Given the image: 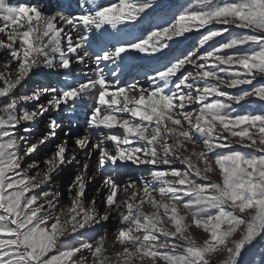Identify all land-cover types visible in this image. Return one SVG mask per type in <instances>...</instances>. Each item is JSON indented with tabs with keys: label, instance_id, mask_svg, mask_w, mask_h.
I'll list each match as a JSON object with an SVG mask.
<instances>
[{
	"label": "snow or ice",
	"instance_id": "obj_1",
	"mask_svg": "<svg viewBox=\"0 0 264 264\" xmlns=\"http://www.w3.org/2000/svg\"><path fill=\"white\" fill-rule=\"evenodd\" d=\"M66 3L0 0V264H240L264 239V0ZM37 69L63 79L28 89Z\"/></svg>",
	"mask_w": 264,
	"mask_h": 264
},
{
	"label": "bare ground",
	"instance_id": "obj_2",
	"mask_svg": "<svg viewBox=\"0 0 264 264\" xmlns=\"http://www.w3.org/2000/svg\"><path fill=\"white\" fill-rule=\"evenodd\" d=\"M66 6H69V9H71L72 7L74 8V10L69 11V12H76V0H67ZM53 9V8H52ZM151 65L155 64V62L153 61H149ZM132 63V64H131ZM131 67H129L127 69L128 73L131 76H138L139 74H142L145 71H152V70H156L159 68V64L156 63L154 66L149 67L146 66L144 64V60H135V61H131ZM62 77H58L56 75L53 74L52 71L48 70V69H37L36 72L33 75V79L30 82L29 85H27L28 89H31L32 87L35 88L37 85H54L57 83H60V79ZM79 99V98H78ZM78 101H71L70 103L72 104H76ZM80 115L83 116L85 109L84 108H80L79 109ZM66 115V120H65V126H67V120L71 119L72 117H68L67 114ZM72 127H75V124L72 125ZM43 150V148H40L39 152ZM93 167H95L93 165ZM127 170V169H125ZM133 171L135 170L134 168L132 169ZM74 171V169L69 166L65 169H63L57 176V183L58 184H65L67 185V183H69L70 179V175L72 174V172ZM113 233H115L116 229H112ZM112 241H109V245H111Z\"/></svg>",
	"mask_w": 264,
	"mask_h": 264
},
{
	"label": "rangeland",
	"instance_id": "obj_3",
	"mask_svg": "<svg viewBox=\"0 0 264 264\" xmlns=\"http://www.w3.org/2000/svg\"><path fill=\"white\" fill-rule=\"evenodd\" d=\"M247 106V105H246ZM256 109L259 110L260 105H255ZM43 150L36 154L35 158H39L43 153L48 150V146L45 145ZM34 174V173H33ZM72 175V174H71ZM71 175L69 179L71 178ZM215 178V177H214ZM70 182V181H69ZM66 188L65 184H61ZM65 201H67V193L65 192ZM192 231L196 234V236H204L206 234L203 233V230H197L193 227ZM239 234L237 233L234 238H238ZM227 260L226 253H220L216 257H214L215 264H224ZM240 264H264V239H257L253 242L245 251H243L240 257Z\"/></svg>",
	"mask_w": 264,
	"mask_h": 264
}]
</instances>
